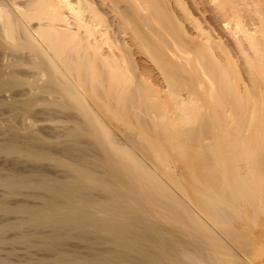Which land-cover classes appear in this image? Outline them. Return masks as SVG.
Wrapping results in <instances>:
<instances>
[{
	"label": "bare ground",
	"instance_id": "1",
	"mask_svg": "<svg viewBox=\"0 0 264 264\" xmlns=\"http://www.w3.org/2000/svg\"><path fill=\"white\" fill-rule=\"evenodd\" d=\"M0 113V264H264V0H0Z\"/></svg>",
	"mask_w": 264,
	"mask_h": 264
},
{
	"label": "rangeland",
	"instance_id": "2",
	"mask_svg": "<svg viewBox=\"0 0 264 264\" xmlns=\"http://www.w3.org/2000/svg\"><path fill=\"white\" fill-rule=\"evenodd\" d=\"M0 115H1V113H0ZM2 116H3V115H2ZM3 118L8 119V118H7V115H6V117L3 116ZM3 118L0 117V119H1V120H0V121H1V124H0V125H2V126H0V129H3L4 125H7V124H9V125H8L5 129L7 130L8 127H9V129H11L10 124H11V122H13V121H12L13 119L9 117V120H7V122H9V123L3 125L4 122L6 123V120L2 121ZM20 118H21V117H19V120H21ZM10 119H11V120H10ZM17 119H18V118H17ZM10 121H11V122H10ZM13 123H14V122H13ZM45 124H46V123H45ZM47 124H49V123H47ZM24 125H26V124H24ZM14 126H15V124H14ZM20 127H21V126H20ZM20 127H18V128H20ZM24 127H25V126H24ZM42 127H44V126H42ZM14 128H15V127H13V124H12V130L17 132V129H14ZM21 129H22V127H21ZM21 129H18V130L21 131ZM53 129H54V128H53ZM58 129H59V128H58ZM3 130H4V129H3ZM6 130H5V131H6ZM5 131H4V133H5ZM7 131L11 132L10 135L8 134L9 136H11V134H15V133H12V131H10V130H7ZM51 131H53V130H51ZM0 132L3 133V131H0ZM9 132H8V133H9ZM4 133H3V136L5 135ZM17 134H18V132H17ZM1 135H2V134H0V137H3V136H1ZM6 135H7V132H6ZM6 135H5V138H6ZM7 137H8V136H7ZM5 138L3 137L4 140H5ZM3 139L1 138L0 140H3ZM1 142H2V141H1ZM56 142H57V141H56ZM59 142H60V141H59ZM1 144H2V143H0V145H1ZM56 144H57V143L54 144V142H52V144H51L50 146H52V145L54 146V145H56ZM0 149H1V146H0ZM0 151H1V150H0ZM3 153H4V152H2V153L0 152V155H1V156H0V164H1L2 166H4V164L6 163V166H8V167L14 166V167H22V168L27 169V167H28L29 165H27L26 163H28V164L30 163V166H29V167H33V165L41 164V162H42V163H44V164H42V165H45V164H46V167H47L48 169H50L47 165H51V164H52L51 166H56V165H58V164H56L53 160H49L50 162L47 161V160H46V161L44 160V161H41V162L37 163V162L35 161V159H34V158H31V157H30V158L27 157V158H24V159H23V156H24V155L21 156V154H19V153H17V154H18V157L21 156V158H20L21 160H18V157H17L16 154L13 156L14 158H13V157L11 158V159H12V160H11V159H10L11 155H9L10 157H5L7 154L5 153V155H4ZM12 155H13V154H12ZM24 157H25V156H24ZM15 158H16V159H15ZM11 161H12V162H11ZM13 161H16V162H13ZM17 161H18V162H17ZM51 161H52V163H51ZM55 161H56V160H55ZM20 162H21L22 164H20ZM23 162L27 165V167L25 166V164H24ZM46 162H48V163H46ZM56 162H57V161H56ZM49 163H51V164H49ZM23 164H24V165H23ZM1 165H0V167H1ZM59 165H60V164H59ZM59 165H58V166H59ZM58 166H57V167H52L50 170L61 172L63 168L60 169L61 166H60V167H58ZM53 168H54V170H53ZM55 168H56V169H55ZM0 188H1V187H0ZM15 199H16V197H15ZM72 239H73V238H72ZM72 239H71L70 241H68V242H70V244L74 241V240L72 241ZM75 240H76V239H75ZM71 241H72V242H71ZM75 242L77 243L78 241H74L73 243H75ZM21 247H23V246H19L20 250L22 249ZM34 251L36 252V250H34ZM40 253H41V252H40Z\"/></svg>",
	"mask_w": 264,
	"mask_h": 264
}]
</instances>
